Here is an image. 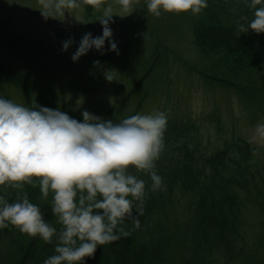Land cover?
Masks as SVG:
<instances>
[{
    "label": "trees",
    "instance_id": "1",
    "mask_svg": "<svg viewBox=\"0 0 264 264\" xmlns=\"http://www.w3.org/2000/svg\"><path fill=\"white\" fill-rule=\"evenodd\" d=\"M183 14L190 15L187 26L193 49L185 51L192 56L190 61L172 48L138 49L148 39L141 33L135 49L119 46L117 55L108 50L106 41L103 52L93 48L74 62L72 54L79 41L72 34L54 31V39L33 32L22 34L11 18L0 15V96L28 107L36 102L59 109L81 122L84 110L113 122L137 113L152 114L154 109L145 110L149 100L154 98V108L159 110L161 96L165 99L160 110L167 116V127L155 168L162 186L151 191L150 177L133 169L148 188L139 216L141 226L133 228L126 221L124 227L131 234L98 246L93 257L85 258L87 264H263L264 256L257 262L251 254L258 248L245 231L246 212L259 202L260 180L264 188V167H260L251 142L235 130L225 129L211 111L203 117L214 129L215 142L210 144L200 120L167 105L172 102V75L178 79L182 73L184 81L191 83L197 75L207 89L221 88L246 98L248 117L255 118L264 106V33H239V24L253 15L244 0H208L207 8L197 15L165 12L154 17L168 20ZM99 16L87 6L84 21L88 26L96 23L94 37L102 35ZM139 24L138 20L133 23L134 27ZM70 38L74 43L65 51L63 42ZM97 60L99 66L93 63ZM179 64L186 72L181 66L182 72L173 70ZM105 65L115 74L116 84L100 80L98 70ZM191 86L184 89L190 91ZM110 89L119 90V96L109 97ZM79 96L81 107L76 102ZM23 190L39 205L44 219L59 229L51 211V193L43 198L38 182ZM15 193V189L0 186V195L9 202L15 201ZM53 253L54 243L12 225L0 229V264H43Z\"/></svg>",
    "mask_w": 264,
    "mask_h": 264
},
{
    "label": "clouds",
    "instance_id": "2",
    "mask_svg": "<svg viewBox=\"0 0 264 264\" xmlns=\"http://www.w3.org/2000/svg\"><path fill=\"white\" fill-rule=\"evenodd\" d=\"M147 12L155 17L162 13L191 12L200 14L208 0H144ZM253 11L247 23L238 26L239 33L250 30L264 33V0H244ZM139 0H39L42 15L56 17L91 6L100 13L102 35L85 33L72 60L91 49L108 50L119 55L112 39L110 22L114 14H132ZM118 5V11L113 6ZM247 19V18H245ZM74 43L63 42L67 51ZM99 66L100 61H94ZM107 81L114 80L112 70H105ZM83 121L67 113L36 102L28 107L0 96V186L16 190L9 202L0 195V229L15 226L20 232L54 243V253L43 264H87L98 246L127 237L124 227L130 220L133 228L141 226L148 188L135 172L150 177L151 191L162 186L155 171L156 161L164 147L167 116L163 111L134 114L119 122L105 120L84 110ZM264 145V122H258L250 142ZM135 170V172L133 171ZM39 184L41 196L51 193V211L60 228L44 219L39 205L24 191L25 185Z\"/></svg>",
    "mask_w": 264,
    "mask_h": 264
},
{
    "label": "rangeland",
    "instance_id": "3",
    "mask_svg": "<svg viewBox=\"0 0 264 264\" xmlns=\"http://www.w3.org/2000/svg\"><path fill=\"white\" fill-rule=\"evenodd\" d=\"M142 2V0H139V3L134 6V12L130 15L121 17L114 14L112 20L115 22L112 23V39L117 43L118 48L121 46L120 49H135V40H138L141 33H145L148 39L138 49H152L153 47L154 49L172 48L173 50L176 49V52L182 51L181 57L184 60L190 61L192 56L185 52L187 49H193L189 27L187 26V23H190V15L183 14L177 18L174 17L168 20L155 18L147 12L146 4ZM40 7L39 0H0V15L4 18H11L15 30L22 34L28 33L33 35L34 33L37 36L44 35L54 39V31H57L64 35L72 34L73 38L78 41H80L85 33L91 32L93 34L96 23L93 26H88L84 21L87 5H82L80 9H74L72 13L67 11L64 15L53 13L56 17L49 16L47 18L42 15ZM113 8L114 11H118L119 6L114 5ZM93 13L97 14L94 11ZM135 20L140 22L137 27L133 25ZM9 30L13 29L9 28ZM165 32L167 33L165 34ZM170 44L173 46L170 47ZM180 66L186 72V68L182 64H179L173 70L176 71L179 68L178 70L182 72ZM198 66L205 67L206 65L199 64ZM109 67L105 65L98 70L101 76L100 80L104 81L105 84L109 81L105 79L104 71L109 70ZM112 74L115 78V74ZM193 76L194 80L191 83L187 79L184 81L182 73H180L179 80L176 79L175 74L172 75L174 81L169 87L172 102H169L167 107L172 110L175 109L180 113L187 111V113H190L198 121L200 120L201 127L203 128L202 131L207 136H210L208 140L210 144L215 142V136L212 131L214 129L203 117L211 111L217 113L222 120V124L226 125L225 129L235 130L238 134L246 137L250 141L257 123L264 122V106H261V111L258 110L257 116L252 119L248 117V114H250L247 109L249 103L245 102L244 98L239 97L232 91L226 92L221 88H215L214 90L207 89L202 79H199L197 75ZM127 79V82L131 83L132 79ZM114 81L115 79L111 81L113 85L116 84ZM183 81L185 82V87H183ZM190 86V91L184 89ZM0 91H2V87H0ZM119 92V90L110 89L106 94L109 97L115 98L119 96ZM1 96L3 95L1 94ZM76 100L78 106L81 107V96ZM154 100V98L149 100L145 106V110L155 109L156 104L155 106L153 105ZM160 102L161 107H159V111H161L160 108H163L165 104L163 96H161ZM207 126L211 129L210 131ZM251 144L257 153V160L259 161L260 167H264V145H260L254 141H251ZM262 178H264V173ZM259 184L262 187L263 180H260ZM261 187L258 192L259 202L257 204L253 203L256 208L253 210H249L248 208L246 212L247 229H245L247 233L246 237L253 238L254 244L256 243V248H258L256 251L251 252L257 262L264 256V250L263 252L261 251V248L264 247V188ZM261 261L264 264V259Z\"/></svg>",
    "mask_w": 264,
    "mask_h": 264
}]
</instances>
